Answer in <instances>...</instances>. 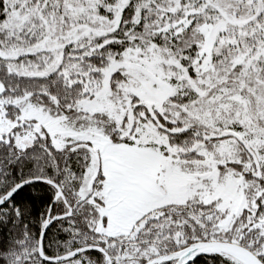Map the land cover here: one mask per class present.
Listing matches in <instances>:
<instances>
[{
  "label": "snow or ice",
  "instance_id": "1",
  "mask_svg": "<svg viewBox=\"0 0 264 264\" xmlns=\"http://www.w3.org/2000/svg\"><path fill=\"white\" fill-rule=\"evenodd\" d=\"M0 264H264V0H0Z\"/></svg>",
  "mask_w": 264,
  "mask_h": 264
}]
</instances>
